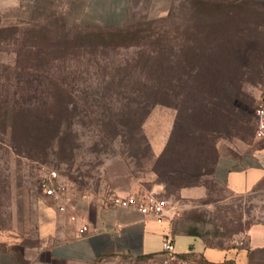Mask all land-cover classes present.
<instances>
[{"label": "rangeland", "instance_id": "rangeland-1", "mask_svg": "<svg viewBox=\"0 0 264 264\" xmlns=\"http://www.w3.org/2000/svg\"><path fill=\"white\" fill-rule=\"evenodd\" d=\"M90 1L0 0V85L16 81L15 66L43 62L27 58V47L37 44L56 58L54 78L70 84L74 105L42 152L21 127L15 138L0 127V249L15 236L14 221L23 229L42 201L39 182L49 170L102 198L118 187L161 184L162 198L178 210L179 231L231 245L264 218V204L225 191L211 170L220 140L254 136L264 94V0H139L120 29L92 24ZM232 46L242 58L226 57ZM155 81L173 83V93L152 94L147 86ZM145 97L162 102L139 127L132 117L147 111ZM184 184H205L209 195L184 199Z\"/></svg>", "mask_w": 264, "mask_h": 264}, {"label": "crops", "instance_id": "crops-1", "mask_svg": "<svg viewBox=\"0 0 264 264\" xmlns=\"http://www.w3.org/2000/svg\"><path fill=\"white\" fill-rule=\"evenodd\" d=\"M138 1L91 0L87 18L96 26L122 27ZM161 150H156V155ZM211 177L232 195L264 204V139H256L254 132L250 140H220ZM60 181L69 188L67 210L59 211L54 200L42 194V201L31 206L23 229L14 221L17 230L6 248L0 249V264H120L125 260L160 264L166 234L174 239L177 254L194 263L264 264V218L236 239L244 243L242 246L235 245V240L228 246L215 245L196 232L179 231L176 216L158 223L150 215L113 203L116 197L143 191L162 198L161 184H154L151 190L118 187L112 196L102 198L83 192L61 176ZM179 195L198 201L209 192L204 184L184 187Z\"/></svg>", "mask_w": 264, "mask_h": 264}, {"label": "trees", "instance_id": "trees-1", "mask_svg": "<svg viewBox=\"0 0 264 264\" xmlns=\"http://www.w3.org/2000/svg\"><path fill=\"white\" fill-rule=\"evenodd\" d=\"M124 26L106 28L120 29ZM27 48L29 49L27 51V58L29 60L36 58V60H41V62H43L37 64V61L35 62V60H30L27 61L25 65L23 64L24 67L19 65L15 66L16 73L17 75H19V77H16V81L11 82V80L9 79L6 83L0 85V127L2 128L1 132L3 134L10 133L14 138L17 136L19 127H21L23 139H28L31 135H33V138L38 140V147L36 150H40V152H42L45 151V147L51 146L52 142L56 141L59 138L57 135L59 129L60 127H63L65 120L69 118L71 114V110H69V108L70 104L73 105L71 103V101H73V97L70 96V92L72 91L68 88L70 87V84H68L63 78H54V70L56 67L52 61L56 58L50 57L48 54L45 53L46 50L42 49L37 44L30 46V48ZM76 48L77 47H75V49ZM234 48L235 47L232 46L228 50V52L225 54L226 57L232 56L233 53L235 58H242L243 54H241V48H239V46H236L235 50ZM202 50H204V48H202ZM69 53L72 57L73 53ZM231 68V74L227 78V84H239V82L236 81L237 79L233 77L235 76V73L238 68H240V66L234 64V67ZM150 69L152 70V67H150L149 71H147L148 74L151 73ZM23 74L28 75L26 81H24L20 77ZM173 88L174 84L171 82H148L147 86V89L152 94H155L159 91L166 92V94H168V92L170 91L173 93ZM221 88L226 90V83H224ZM150 102L151 101L146 97L141 100L140 105H145V109L147 111L144 115H141L139 117H132L133 120L137 119L140 125L139 127H142L144 120L150 114V109H152L156 104L161 103L162 101H155L154 103ZM108 121H110L111 123V119H109ZM112 123H114V125L120 124L118 123L117 119L115 121L112 120ZM104 124L108 125L109 122ZM255 127L256 120L254 119V130ZM46 143L48 145L45 146ZM163 156V153L160 154L156 162H160ZM216 157L217 151L215 155V160L212 164L211 175L214 163L216 161ZM198 185L184 184L181 187L184 188Z\"/></svg>", "mask_w": 264, "mask_h": 264}, {"label": "built area", "instance_id": "built-area-1", "mask_svg": "<svg viewBox=\"0 0 264 264\" xmlns=\"http://www.w3.org/2000/svg\"><path fill=\"white\" fill-rule=\"evenodd\" d=\"M255 138L258 140L264 139V94L259 99L258 105L255 109ZM39 189L41 193L52 200L58 205L61 212L67 210V205L71 201L69 188L67 185L60 181V174L56 170H49L40 180ZM113 203L123 207H132L145 215L152 216L158 223L165 222L168 218H174L178 215V210L173 207L169 201L160 198L151 191H143L131 197L122 198L116 197ZM72 219H75L73 216ZM86 231L87 227H83ZM234 244L242 246V241L235 240ZM162 252L164 258L160 264H202L194 263L180 257L176 252L174 239L170 234L163 237Z\"/></svg>", "mask_w": 264, "mask_h": 264}]
</instances>
